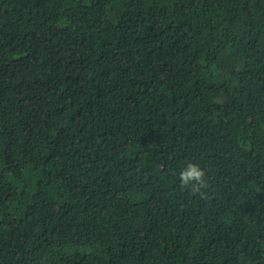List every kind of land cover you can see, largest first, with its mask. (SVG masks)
Here are the masks:
<instances>
[{
    "label": "trees",
    "instance_id": "16d2710c",
    "mask_svg": "<svg viewBox=\"0 0 264 264\" xmlns=\"http://www.w3.org/2000/svg\"><path fill=\"white\" fill-rule=\"evenodd\" d=\"M0 264H264V0H0Z\"/></svg>",
    "mask_w": 264,
    "mask_h": 264
},
{
    "label": "clouds",
    "instance_id": "9594fccd",
    "mask_svg": "<svg viewBox=\"0 0 264 264\" xmlns=\"http://www.w3.org/2000/svg\"><path fill=\"white\" fill-rule=\"evenodd\" d=\"M180 186L195 195H203V190L208 187L206 171L198 162L189 160L180 169L178 174Z\"/></svg>",
    "mask_w": 264,
    "mask_h": 264
}]
</instances>
